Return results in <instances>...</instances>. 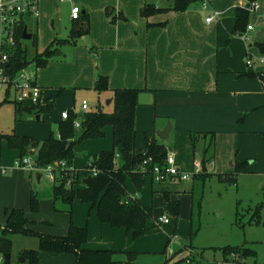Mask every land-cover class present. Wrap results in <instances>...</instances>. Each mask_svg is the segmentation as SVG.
<instances>
[{
  "label": "crops",
  "instance_id": "crops-1",
  "mask_svg": "<svg viewBox=\"0 0 264 264\" xmlns=\"http://www.w3.org/2000/svg\"><path fill=\"white\" fill-rule=\"evenodd\" d=\"M254 1L260 4V9L250 12L244 30L235 32L237 10L251 4L250 0H211L207 11H203L198 2H193L185 11H176L175 0H38L39 16L34 18V28L25 21L31 15L23 18L31 35L28 41L35 48L32 60L28 59L31 64L25 69L28 73H25L41 89L39 104L54 100L56 106L49 113H38L37 104H21L10 95L7 97L14 103H10V110L5 109L13 116L9 126L0 121V168L6 167V172H0V226L6 224V211L22 209L29 221L28 227L39 234L63 237L71 225L86 227L89 234L84 248L113 251L112 259L119 264H184L192 253L193 257L197 254L202 258L204 252H196L192 245L176 249L173 243L175 247L170 249L166 238L154 236L150 228L144 237L135 240L125 228L103 224L97 212L80 200L71 208L62 202L63 209H60L61 200L54 196L58 174L55 173L53 181L42 168L34 172L16 168V161L24 156L20 150L10 148L2 136L17 135L43 143L53 135L60 137L63 112L78 115L75 122L81 124L84 112L82 108L76 111L75 107L79 96L82 102L87 100L90 107L94 104L91 112L110 113L114 90L136 89L153 95V105L136 108L137 154L147 151L145 138L148 137L166 146L184 173L199 175L206 171L210 175H231L237 164L250 162L245 173L248 174L258 162L252 145L256 144L254 138L264 136V91L260 80L264 69L255 67L253 61L264 56L258 47L264 43V0ZM75 6L81 8V17L76 21L71 17ZM148 7L154 9H150L149 15L143 14ZM214 11L220 12V17L207 23L206 19ZM81 25L87 26L88 32L74 43L64 42L73 29ZM248 26L254 28L249 32L253 44L236 35L246 33ZM25 41L22 39V46ZM38 46H41L39 50ZM47 50L51 51L48 62L37 67L35 57ZM248 58L253 61L250 67ZM101 76L108 79V91L103 93L95 90ZM88 97L96 103H91ZM109 100L111 103L107 104ZM4 101L0 107L7 104ZM169 123L172 129L164 141L156 132L164 130ZM104 131V138L86 140L79 148L75 147V153L77 149L82 155L75 156L73 171L82 172L102 152L113 151V128L109 126ZM140 137L143 145L138 144ZM37 152L33 144L25 156L34 155L36 160ZM256 171L264 177V166ZM45 177L53 184L50 199L44 197L50 208L40 212L38 203V210L33 212L31 198L34 194L39 197L38 186ZM84 180L75 189L86 188ZM184 182L177 180L159 188L151 183L152 195L160 196L162 204L160 188H171L172 201H178L181 194L190 191ZM127 185L131 196L152 207L147 199L141 201L136 196L139 192L131 180ZM87 210L89 216L85 225ZM162 217L169 218L161 214L158 219ZM158 219H153L155 226ZM170 224L171 221L163 225ZM27 238L36 237L12 236L13 247L18 239ZM37 248L39 242H28L18 253ZM231 248L235 247L222 249L223 264L230 260ZM186 249L191 252L189 257L185 255ZM243 251L249 255L235 264L257 257V252L251 248L244 246ZM194 259L193 264H202ZM39 264H77V260L70 254L41 253Z\"/></svg>",
  "mask_w": 264,
  "mask_h": 264
},
{
  "label": "trees",
  "instance_id": "trees-1",
  "mask_svg": "<svg viewBox=\"0 0 264 264\" xmlns=\"http://www.w3.org/2000/svg\"><path fill=\"white\" fill-rule=\"evenodd\" d=\"M193 2L195 1L175 0V10L185 11ZM249 5L245 8H238L239 16L235 32L246 28L250 14ZM150 9L154 8L148 7L143 14L149 15ZM25 28L26 25L22 20L15 30L16 45L8 48V61L3 64L0 63L5 75L10 78H15L31 64L27 58V51L21 44ZM87 32L88 27L81 25L79 28L73 29L70 38L64 42L74 43L79 36ZM258 47L260 52L264 54V43L259 44ZM50 53L51 51L47 50L43 55L35 57L34 61L37 67L40 68L46 65ZM95 90L99 93L108 91L107 77L101 76L98 79ZM141 92V90L136 89L114 90L112 112L84 113L79 130L75 127V120L79 116L70 113L69 118L59 124L60 137L53 135L43 143L17 135L2 136L10 148L20 150L23 156L27 154V150L31 145L35 144L38 148L36 162L40 168H46L57 162H65L66 170L58 169L56 172L59 173V179L54 187L55 198L61 200L70 208L76 200L89 204L91 209L97 212L103 224H109L114 228H125L133 235L135 240L144 237L148 233L149 223L153 221V209L150 206L143 205L138 199L129 194L127 182L131 180L136 190L140 192L149 180L140 171V165L148 157H152L154 162L162 163L169 154L166 146L148 137L145 138L147 151L140 154L136 153L135 115L138 106V95ZM12 102L8 98L4 101V103ZM55 106L53 100L42 104L38 103L35 110L38 113H49L55 109ZM27 111L32 112L30 109ZM109 126L113 128V151L102 152L91 163L92 167L98 170V175L92 176L90 166L82 172L73 171L71 166L75 158V147L86 140L104 138V130ZM117 154L120 156L118 160H116ZM202 164L205 167L206 161L203 160ZM247 167L248 163L237 164L235 173L226 175L227 180L234 182L236 175L247 172ZM89 176L93 178L89 186L84 189H75L76 185L81 184ZM198 176L194 175L195 178ZM173 192L171 188L166 187L160 190L165 212L177 219L180 215V202L172 201L171 194ZM154 193H157V191L154 190ZM38 203L39 200L33 195L31 198L33 212L38 210ZM6 215L5 226H0V255L12 253V236L23 235L39 239L37 250H25L21 253L28 264H39L41 253L74 255L77 264H119L112 259L115 254L113 251L84 248L89 234L86 227L79 228L71 225L66 236L53 237L32 231L28 227L29 221L22 209L8 210Z\"/></svg>",
  "mask_w": 264,
  "mask_h": 264
},
{
  "label": "rangeland",
  "instance_id": "rangeland-1",
  "mask_svg": "<svg viewBox=\"0 0 264 264\" xmlns=\"http://www.w3.org/2000/svg\"><path fill=\"white\" fill-rule=\"evenodd\" d=\"M34 18L35 16H28L25 20L27 25L32 27L31 29L34 28ZM248 36V42L253 44V42H251L250 33ZM26 41L23 43V46L25 45L24 47H27L28 59L32 60L35 48L33 47L32 42L28 40ZM39 47L41 46H38V50ZM261 58H264V56H258L257 58H254L253 61L256 64L255 67L264 69V63H261ZM30 67L34 68L32 65ZM26 71L27 70H22L20 73ZM262 74H264V70L262 71ZM4 98V94L1 93L0 103L4 101ZM11 98L15 101L13 93ZM88 98L91 103H96V101L91 99L92 97ZM81 102V96L76 98V111H79L81 108ZM9 105L10 103L1 106L0 109L2 110L0 113H3L5 109L10 110L11 107ZM91 106L95 108L94 104ZM104 107H106V105ZM93 108L90 107L86 112H91ZM12 117L11 113L5 111V114H2L0 117V121H2V124L9 126L8 122L12 121ZM2 128L3 126L1 129ZM140 138L138 144L143 145L144 141ZM262 138H254L256 144H252L255 147L254 155L258 159L254 169L249 170L248 174L240 173L236 175V180L234 182L227 180L226 175H210L206 171L199 173L198 178L193 179V177L192 179L185 181L183 185L189 186L190 191L186 194H181L177 199L180 202V215L177 219L167 214L162 209L160 196L156 194L152 195V182L150 180H147V187L136 194L141 201L146 199L149 201L153 209V219H158L161 214H165L171 221L169 226L163 225L159 227L155 226L153 221H151L149 226L150 233L154 236L161 235L165 237V243H167L166 245H168L170 249L175 246L176 249H178L177 246L192 245L196 252H204L202 258L199 259L197 254L193 257V253L191 255V252L188 251L189 249H186L187 251H184L185 255L187 257L191 256L185 260L184 264L195 263V257L198 261L200 260L202 264H223L222 249L226 247H235L233 250L229 251L231 258L226 261V264L239 263V261L249 255L247 251H243L244 246L257 252L256 258H249L244 264H264V177L260 172L256 171L264 166V148H262V145L264 144V136ZM82 143H79L76 148H79ZM81 155L82 153L76 149L75 156L81 157ZM5 170L6 167L0 168V172H4ZM7 172L9 171L7 170ZM57 174V176H59V173ZM154 185L156 188H159L160 186L157 184ZM52 188V182L46 177L38 186L39 197L36 196V194L34 195L40 201V212L44 209L48 211L50 208V206L45 203L46 199H44V197H49L50 199ZM161 189L162 188H160V190ZM62 204V201H59V207L61 206L60 209H63ZM65 210H68V208L66 207ZM88 216L87 210L85 225ZM94 216L96 217L95 213ZM167 228H170V230ZM172 237L175 238L172 239ZM28 242L37 243L39 242V239H18L11 253L12 264H28L27 262H21L23 257L18 253V251L22 249L26 243L28 244ZM173 243L176 244L174 247H172ZM2 256L3 254L0 255V257Z\"/></svg>",
  "mask_w": 264,
  "mask_h": 264
},
{
  "label": "built area",
  "instance_id": "built-area-1",
  "mask_svg": "<svg viewBox=\"0 0 264 264\" xmlns=\"http://www.w3.org/2000/svg\"><path fill=\"white\" fill-rule=\"evenodd\" d=\"M66 1V0H61ZM198 2L203 11H207L211 8V0H194ZM38 0H0V53L1 64L8 61V48H12L16 45L15 30L20 25L24 16L31 15L38 17ZM250 12H256L260 9V4L257 1L251 2L249 5ZM220 12L214 11L207 19V23H211L216 18H219ZM73 20H79L81 17V8L75 6L72 9ZM253 26H248L246 33H237V37L248 42L249 32L253 31ZM264 62V58L261 59ZM248 67L253 65L252 59L247 60ZM262 88L264 91V74L260 76ZM3 93L4 97H11L12 93L15 96V101L21 104L32 102L38 104L41 100V89L35 84L25 72L19 73L15 78H10L5 75L4 69L0 67V94ZM82 111L89 110L90 105L87 100H84L81 104ZM69 118V112L62 113V119L67 120ZM75 127L80 128V122H75ZM120 158L119 154L116 155V160ZM16 168L28 170L31 172L41 169L38 167L36 160L33 156L27 155L15 163ZM92 176L98 175V170L89 164ZM65 162H57L54 165L48 166L44 169L49 179L55 181V173L57 170H66ZM199 168V164H197ZM140 171L147 176V178L154 184L163 185L169 184L176 180L187 181L194 177L195 174H188L180 171L176 165L175 158L172 154H168L167 158L162 163L154 162L152 157H148L142 165L139 167ZM170 219L167 217L159 218L156 221L157 226L169 223ZM0 264H4V257H0Z\"/></svg>",
  "mask_w": 264,
  "mask_h": 264
},
{
  "label": "water",
  "instance_id": "water-1",
  "mask_svg": "<svg viewBox=\"0 0 264 264\" xmlns=\"http://www.w3.org/2000/svg\"><path fill=\"white\" fill-rule=\"evenodd\" d=\"M23 39L28 40L31 39V35L27 32V27L24 29L23 32ZM111 101L109 100L107 104H110ZM138 105L140 106H151L153 105V95L149 92H141L138 95ZM172 129V125L169 123L168 126L162 130L157 132V136L162 140H167L169 138L170 132ZM93 181L92 176H89L87 179L84 180V183L89 186ZM4 257V264H12L11 263V254H3ZM21 262H25V259L22 258Z\"/></svg>",
  "mask_w": 264,
  "mask_h": 264
}]
</instances>
